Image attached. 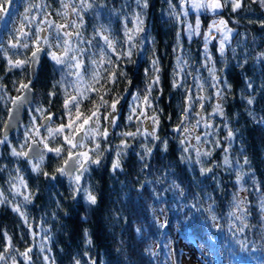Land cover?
Wrapping results in <instances>:
<instances>
[{
	"label": "snow or ice",
	"instance_id": "6c2138e0",
	"mask_svg": "<svg viewBox=\"0 0 264 264\" xmlns=\"http://www.w3.org/2000/svg\"><path fill=\"white\" fill-rule=\"evenodd\" d=\"M13 0H0V17L5 13L11 15L9 5ZM138 11L132 13H123L121 9H107L101 0H58L59 8L55 9V15L60 18L58 22L52 19V12L47 9L49 4L40 0H26L22 13H18L17 19L11 29L8 30L7 39L0 34V58L6 60L4 71L11 73L14 70L26 72L27 82L19 81L16 91L19 95L10 97L13 108L8 110V121L5 122V129L10 127L11 122L22 109L32 105L35 95V88L41 80L43 69L51 62L52 72L59 74V79H52L47 91V107L40 105L34 109L29 107V111L39 114L40 123H37V116L32 115L30 118L31 126L25 132V141L20 145V151L15 147L11 148V155L14 157L26 158L31 165V170L37 174H42L49 180L56 181L58 177H66L69 182V190L71 199L78 201L82 197L85 205L94 206L98 203V196L94 185L89 181L93 166L99 167L102 161L107 158L106 154L111 155L110 170L113 174L117 171H123V159L127 156L129 150L133 147L129 143V138L135 140L143 137L145 141L151 138L153 141H159L162 150L167 152L169 141L167 138L161 139L158 132L161 127V115L163 108L158 107V102L163 96V87L161 79V60L157 55L155 48V40L149 39V33L145 26L144 10L149 7V0H134ZM264 8V0H253ZM188 5L197 15L195 23H189L187 20L180 21L179 13L175 12V6L169 0L170 11L168 15L174 17L179 23L185 24L183 30L188 40L193 37L202 36L203 53L201 67L208 72V77H202L199 69L195 72L186 71L189 66L188 60L183 55L176 56V66L171 75V88L181 90L183 94L182 105H177L180 115L177 117L178 122L172 128V132L176 134L174 139L178 144L179 163L191 169L193 172L199 171V175L204 178H210L216 183L217 189H220V180L215 173V169L225 167L227 170L235 172V182L239 186L237 191L232 193V199L229 202V211L224 217L218 216L215 211L216 200L210 194L205 192L204 198L211 201L207 208L202 209L200 205L201 197L199 193L193 195L194 203L191 204L196 211L203 210L207 213V219L212 222V226L217 229H227L233 233H244L246 229L251 230L255 227L248 223L251 216L249 211V201L247 198L240 197L244 188V180L246 176L252 178V183L259 194L258 210L261 214L262 234H264V192H261L260 186L254 179L255 173L250 167V161L247 156L243 159V164L239 159L235 160L233 167V159L230 158L229 152L232 141L235 140L239 129L233 130L229 127L228 117L225 114L222 103L218 102L213 106L209 117H223L225 123L223 128L227 130V134L223 137V141L228 146L223 147L221 139H210L218 135L220 125L213 124L209 119L205 118L204 108L205 101L211 100L212 96H206L201 93L206 91L205 83L208 87L215 89L214 96L223 99V90L230 89L226 79L217 75L215 61L209 51V43L216 39L212 35L213 32L219 33V42L217 51L223 57L226 46L229 44L230 37L234 29L229 27V21L220 16L219 19H213L206 29L201 32L202 21L200 14L202 12H211L219 15L224 9L230 8L232 13L245 7L244 0H181V10L185 17L189 15ZM128 0L122 5V8L128 7ZM92 14V32L85 35L86 21L85 14ZM108 17V23L103 22L104 16ZM120 19L121 28L120 35L112 28V17ZM129 24L132 27H129ZM264 24V21H261ZM182 34L180 31L176 33V47L182 49ZM146 42L152 45V57L149 60V68L144 69L146 79L143 89L135 88L134 81L128 78V73L124 68V63H136L133 56H139L145 51ZM10 50H30V55L23 59H13V56H19V51L12 52ZM235 57L236 50L233 49ZM258 62L264 61V52L258 53L255 58ZM211 65V66H209ZM243 67V65H239ZM223 71V69H220ZM192 76L194 84L186 83L187 77ZM3 77H0L2 80ZM126 81L123 91L116 92L115 87L120 84L121 80ZM210 81V83H209ZM15 83V82H14ZM247 87L252 88L251 82L247 81ZM3 85H0V89ZM158 93L153 95V93ZM5 95H0V101L5 99ZM107 97H111L110 99ZM128 97H131L129 100ZM61 101L59 108L52 111L56 100ZM127 102V116L124 117L126 123L137 122L135 131L114 132V129L120 128V120L123 115L124 104ZM155 102V103H154ZM254 98H248L247 104L252 105ZM199 104V109L195 110V106ZM151 111V115L148 112ZM47 113V114H45ZM248 115L253 118L254 122L264 126V116L257 119L256 114L252 111ZM173 116H167L168 121H172ZM194 120V123H193ZM57 121H59L57 123ZM203 126L206 131L198 132ZM43 130V133H42ZM119 136L118 144H113L110 137ZM7 141V132L4 139H0V144ZM195 141V143H193ZM42 145L43 147H39ZM54 145V146H53ZM208 147H205V146ZM27 146L28 150L24 151ZM142 153H136L142 164L141 172L150 167L147 162L153 155V144L151 147L147 143L140 145ZM220 149L223 153L222 161L213 160V153ZM51 154V155H50ZM56 159L60 163L55 167L52 173L42 170L45 159ZM207 165V166H206ZM244 165H249L246 172ZM17 173L20 169H16ZM171 171V169H167ZM174 174V173H173ZM11 179V178H10ZM14 179L17 183H12L10 190L15 195L23 197L22 204L12 205V211L16 212L24 223L27 224L26 211L22 210L23 206L32 204L36 198L35 192L27 194L21 189H28L29 185L23 176H17ZM157 183L161 181L157 180ZM150 181H145L140 185V189H144ZM178 192L177 199L186 197L187 193L181 184L175 180L172 181L167 191ZM151 197L163 203V193L157 192L155 188L151 189ZM11 201L0 190V205L10 204ZM59 208L60 200L56 201ZM157 209L153 208V222L158 229H166L169 225L167 218L161 223L156 217ZM161 215L165 214V209H159ZM55 216V213H53ZM86 219V217L84 218ZM226 219V224H221L220 220ZM31 228V225L28 224ZM147 228L140 226L135 228L137 237L143 242L148 237L145 235ZM32 235H36L32 233ZM161 236L165 233L161 232ZM5 244L3 251H0V264H32L33 248L26 247L20 252L12 244V238L3 233ZM85 244L91 246L93 244L90 233L84 230ZM45 240H51L50 236H45ZM123 244V241H120ZM244 243V241H240ZM172 241L169 239L164 245L166 249H170L167 254L168 264H179L176 258V250L171 249ZM47 252H51L49 247ZM40 252H45V247L40 246ZM144 252L151 257H156L157 252L152 250V245L144 249ZM21 257L18 260L17 257ZM87 257L88 253L85 252ZM44 264H49V255H43ZM90 259V264H97L95 259ZM51 264H56L55 259H51ZM72 264H81V259L72 258ZM88 264V262H86Z\"/></svg>",
	"mask_w": 264,
	"mask_h": 264
},
{
	"label": "trees",
	"instance_id": "16d2710c",
	"mask_svg": "<svg viewBox=\"0 0 264 264\" xmlns=\"http://www.w3.org/2000/svg\"><path fill=\"white\" fill-rule=\"evenodd\" d=\"M101 2L107 6V9H121L122 14L139 10L134 0H128L129 6L126 8H122L125 0H101ZM25 3L26 0H13L10 7L11 15H8L6 25H3L4 23L1 25L0 34H6L5 29L12 25L13 19L11 20V18L22 12ZM244 3L245 7L236 13H232L230 8L220 12L229 21L234 32L223 57L217 51L215 40L210 42L209 51L215 61L217 75L226 79L231 88L223 90V99L221 100L214 96L215 89L208 87V83H206L205 94L213 98L204 102V110L209 114L216 103H222L228 117L229 127L233 130L239 129L229 152V156L234 162L233 167H235V160L239 159L243 164V159L247 156L250 167L255 173L254 179L260 186L261 192H264V126L254 122L253 118L248 115V112L252 111L256 114L257 119L264 116V61L258 62L255 59L258 53L264 52V24H261V21H264V8H261L258 3H253V0H244ZM48 4H51L52 13L59 21L60 18L54 12L58 8V0H48ZM171 4L175 6V12L180 14L179 20L184 21L179 0H171ZM170 10L169 0H149V7L144 10L149 39L155 40L156 52L161 60V79L164 92L158 102V107L163 108L164 112L161 115V127L158 135L161 139H168V151H163L160 142L156 141L157 143H155L151 138L147 141L142 140V137L135 140L129 138V143L133 147L123 159V171H117L115 174L110 170L111 155L106 154L107 158L102 161V165L93 166V171L88 178L94 185L98 196V203L94 206L85 205L82 197L78 198L79 202L71 199L69 182L66 177H58L56 181H52L42 174L30 172L28 180L31 191L36 193V198L27 207V212L30 213L27 224L7 204L6 206L0 205V251H3L5 244L3 233L7 232L12 238V244L19 251H24L32 244L35 249L38 246L34 264H44L42 257L45 254L49 255L50 261L54 258L56 264H72L73 257L80 258L81 264H86V262L90 264L89 258L95 259L97 264H168L167 254L170 249H166L164 245L170 239L172 241L171 249L176 250L179 264H183L184 245L187 243L195 248L196 256L201 264H264V234H262L261 214L257 206L259 194L256 192L250 176H246L244 180V188L247 190L241 191L239 195L242 198L246 197L250 202L251 216L248 223L255 226L251 230L246 229L244 233L233 235L227 227L217 229L207 219L206 212L196 211L191 207V204L195 202L193 195L199 193L202 209L207 208L211 203L204 198V193L207 192L216 200V214L224 217L229 211L232 193L236 192L239 186L235 182V172L229 171L225 167L215 169L220 180V189H217L216 183L210 178L201 177L198 170L193 172L179 163L180 153L174 139L176 134L172 132V128L178 122L177 117L180 115L177 105L183 103L182 91L171 88V75L176 66V56L183 55L188 60L189 66L186 71L195 72L199 69L202 77H208L209 74L205 68L201 67L202 36L188 40L183 32L185 24L170 17L168 15ZM190 17L192 18L193 14ZM120 19H122V15L120 18L112 17V28L116 30L117 35L121 34L119 32ZM85 21L86 32L90 35L93 22L91 13L85 14ZM103 22H108L106 15L103 17ZM129 26L132 27L131 24ZM177 31L182 34L183 48L174 52ZM151 49L152 45L146 42L145 51L139 56H133L136 63L125 62L123 65L128 73V78L134 81L135 88L143 89L144 87L146 79L144 69L150 67ZM233 49L236 50L235 57ZM26 52L29 54V50ZM239 65H243V67ZM4 66L5 60L0 58V77H3L0 80V85H3L8 95L13 96L19 93L16 91L19 81L26 82L28 76L21 70L6 73ZM54 78L59 79L60 77L58 73L52 72L51 62H49L43 69L41 80L35 88L33 104L47 107V91ZM246 79L251 82L252 88L247 87ZM186 83L193 85V77L188 76ZM125 86L126 81L122 79L120 84L115 87V91L121 92ZM157 94L153 93V95ZM250 97L254 98L252 105L247 104V99ZM60 103L61 101L57 99L52 111H56ZM198 109L199 106H196L195 110ZM7 110L8 101H4V106L0 103V137ZM169 114L173 116L172 121L167 120ZM25 116L24 121L27 120V112ZM212 118H214V124L221 127L218 129V135L211 139L219 138L222 146L227 147V142L223 141V137L227 134V130L223 128L224 118L215 115ZM134 124L128 123L126 129H131ZM12 135L14 134H10L9 137ZM113 141L118 144L120 137L115 135ZM144 143H147L149 147L156 144L157 147L154 148L152 157L147 160L150 167L141 172L142 164L136 153L143 154L140 145ZM4 149L7 154L6 145ZM7 156L9 159L10 156ZM222 157L223 153L220 149L213 153L215 161H222ZM3 158L5 160L4 156ZM59 163V160L46 158L42 170L52 173ZM167 169H171V171L166 172ZM248 169L249 165H244L246 172ZM4 177L3 174V181ZM146 180L151 183L146 184L145 188L141 190L140 185ZM157 180L161 182L157 183ZM173 180L181 184L187 193L186 197L177 199L178 192L173 190L164 192V189L170 188ZM153 188L157 192L163 193V203H159L151 197L150 193ZM57 200H60L59 208H57ZM153 208L157 209L155 215L161 223L165 218L169 220L166 229H158L153 222ZM160 208L166 210L164 215H161ZM85 217L86 219H84ZM37 223H40L47 235L51 237L47 244L44 243L40 235H32V233H36ZM220 223L226 224V219H221ZM28 224L31 225V228L28 227ZM140 226L147 228L145 235L148 239L143 242L135 233V228ZM85 229L91 235L93 241L91 246L85 244ZM161 232H164L165 235L161 236ZM37 237L41 239L40 242L37 241ZM120 241H123V244ZM240 241H244V243H240ZM39 243L45 247L44 253L40 252ZM149 245H152V250L158 253L156 257H151L144 252V249ZM49 247L52 249L50 253L46 251ZM85 252L88 253L87 257L84 256ZM18 260L22 261L21 258Z\"/></svg>",
	"mask_w": 264,
	"mask_h": 264
},
{
	"label": "rangeland",
	"instance_id": "374dc122",
	"mask_svg": "<svg viewBox=\"0 0 264 264\" xmlns=\"http://www.w3.org/2000/svg\"><path fill=\"white\" fill-rule=\"evenodd\" d=\"M37 3L40 2V0H37L36 1ZM179 2L181 3V0H179ZM44 3H47L48 4V0H44ZM11 7V5L9 6V8ZM185 7H188L189 8V15L187 17H185L184 15V18L185 20H187V22L189 23H192L194 24L195 23V20H196V13L188 6V5H185ZM58 8H59V4H58ZM11 9V8H10ZM49 12H52V8H51V4H50V7L47 9ZM12 11V10H11ZM20 12V11H19ZM23 12V10H22ZM20 12V13H22ZM182 12V10H181ZM193 14V17L191 18L190 15ZM8 13H5L2 17H0V29H1V25H6L7 23V17H8ZM17 14H15L12 18H11V23L12 25L9 26L8 28L5 29L6 31V34H4V38L5 40L7 39V34H8V30L11 29L14 25V22L16 21L17 19ZM220 16H223L224 19H226V17L220 13L219 15H214L213 13L211 12H202L200 14V19L202 21V24H201V32L204 31V29H206L208 27V24L213 20V19H219ZM52 19H55L56 18L54 17V15H52ZM58 22H62V21H58ZM105 23H108V22H105ZM230 27V25H228ZM5 27V26H4ZM130 27V26H129ZM232 28V27H231ZM85 35H89L86 31H85ZM212 35L214 37H216L215 40V43L217 44V48H218V42H219V33H216V32H213ZM231 39V37H230ZM212 41V40H211ZM202 44H203V39H202ZM210 45L211 43H209V48H210ZM15 51H19L21 52L22 54L19 55V56H13V59H17V58H20V59H23L26 55L28 56L27 54V50H10L9 54L11 55L12 52H15ZM5 60V59H4ZM5 63H6V60H5ZM211 66V65H209ZM200 74V73H199ZM205 87H206V83H205ZM5 99L4 101H8L9 103V99L11 97V95H8V92L5 90V88L3 87L2 89H0V95H5ZM203 95H206L205 92L204 93H201ZM207 96V95H206ZM131 99V97H129V100ZM4 101H0V103L3 104L4 106ZM207 101V100H206ZM216 102V99L214 100V103ZM37 106H40L38 104H33L28 106V108L26 109V112H27V120L26 121H23L21 123V127L19 126V129H16L14 130L12 133L10 134H14L12 135L11 137H9V135H7V141L5 142V145L7 146L8 148V153L5 154V149H4V144H0V190H3L5 195L8 197V200L11 201L10 204H7L11 209H12V205H15V204H22V201H23V197L22 196H19V195H15L14 192H12L10 190V187H11V184L12 183H17L18 184V181L16 179H14L15 177H17L18 175L19 176H23L24 180L28 183L29 187L28 189H21V191H24L26 194L28 192H32L31 191V187H30V184H29V180H28V175L30 172L34 173L32 170H31V165L27 162L26 158H23V157H14L11 155V148L15 147L17 149V151H20V145L24 143L26 137H25V132L28 130V128L31 126L30 124V118L32 115H36L37 116V123H40V118H39V114L38 113H35L34 111H29V107L34 109L35 107ZM196 106H199V105H196ZM195 106V107H196ZM124 111L125 112L123 114V116H127L128 112H127V103L124 104ZM149 115H151V111L148 112ZM204 115H205V118L209 119L213 124H214V118L212 117H209L208 114L206 113V111L204 110ZM132 123H135L134 121ZM120 124H121V127L120 128H117V129H114L113 131L115 132H120L121 130H124V131H127L126 129V125L128 126V123L125 122L124 119H121L120 120ZM135 126V124L133 125ZM137 126V125H136ZM136 130V127L132 128L131 130L129 131H135ZM200 130V131H199ZM198 130V132H203V131H206V129L203 128V126L200 127V129ZM42 133H43V130H42ZM115 137V135H113L112 137H110L111 139V142H112V139ZM213 138V137H210V139ZM0 139H4V135L2 134V136L0 137ZM144 138L142 137V140ZM150 139V138H149ZM145 140V139H144ZM155 143H157L156 141H153ZM113 144H115L116 142L113 141L112 142ZM119 143V142H118ZM193 143H195V141H193ZM54 146V145H53ZM41 147H43L41 145ZM205 147H208L207 145ZM25 147H24V151H25ZM7 155L10 156L9 159H7ZM3 156L5 157V160H3ZM19 168L20 169V172L17 173L16 169ZM3 174H4V181H3ZM11 178V179H10ZM31 204H28L26 206H23L22 207V210L26 211V214H27V219H29V212H27V207H29ZM2 206H6V204L2 205ZM28 222V221H27ZM37 236L40 235L41 236V239L44 240V243L47 244V241L48 240H45L44 237L47 235L46 231H44V229L41 227L40 223H37V229H36V233H35ZM48 236V235H47ZM37 241L40 242L41 239L39 237H37ZM40 246L43 245L41 243H39ZM29 247H32L33 248V252H32V256H33V261H32V264H34V262L36 261V257H35V254H36V250L38 249V246L34 247V245H30ZM184 248H185V251H184V254H183V264H201V262L199 261V258H197L196 256V250L195 248H193V246H191L190 244H185L184 245ZM20 252H23V251H20ZM18 259H20L21 257H17ZM22 259V258H21ZM49 264H51V261H49Z\"/></svg>",
	"mask_w": 264,
	"mask_h": 264
},
{
	"label": "water",
	"instance_id": "95a60500",
	"mask_svg": "<svg viewBox=\"0 0 264 264\" xmlns=\"http://www.w3.org/2000/svg\"><path fill=\"white\" fill-rule=\"evenodd\" d=\"M29 55H30V53H29ZM27 82V81H26ZM20 93H18V94H15V95H13V96H16V95H19ZM12 96V97H13ZM11 108H13V105L11 104V101H10V103H9V109H11ZM8 109V110H9ZM25 109H26V107L24 108V109H22L21 111H20V113L16 116V119L13 121V122H11V124H10V127H8L7 129H5V122L6 121H8V119H9V117H8V112H7V115H6V118H5V121H4V123H3V125H2V134L4 135L5 134V132H7V135L8 134H10V132H12V131H14V130H16V129H18L19 128V125L21 124V121H23V119H24V112H25ZM39 147H41V145L39 146ZM26 148V150L25 151H27L28 150V148H27V146L25 147ZM42 148V147H41Z\"/></svg>",
	"mask_w": 264,
	"mask_h": 264
},
{
	"label": "flooded vegetation",
	"instance_id": "af4514ba",
	"mask_svg": "<svg viewBox=\"0 0 264 264\" xmlns=\"http://www.w3.org/2000/svg\"><path fill=\"white\" fill-rule=\"evenodd\" d=\"M124 109L125 108H123V111H124ZM125 112H123V114H124ZM122 119H124V116L122 115ZM135 122V127H136V125H137V122L136 121H134ZM126 127V126H125ZM133 127H131V129H132ZM131 129H128L127 131H129V130H131ZM115 132V131H114ZM159 133V132H158Z\"/></svg>",
	"mask_w": 264,
	"mask_h": 264
}]
</instances>
